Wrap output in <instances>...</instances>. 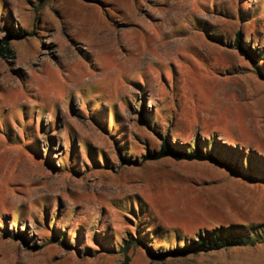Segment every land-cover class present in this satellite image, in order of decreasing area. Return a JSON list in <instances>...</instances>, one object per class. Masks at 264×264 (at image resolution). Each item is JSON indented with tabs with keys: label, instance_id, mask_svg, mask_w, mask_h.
<instances>
[{
	"label": "rangeland",
	"instance_id": "374dc122",
	"mask_svg": "<svg viewBox=\"0 0 264 264\" xmlns=\"http://www.w3.org/2000/svg\"><path fill=\"white\" fill-rule=\"evenodd\" d=\"M0 9V40L6 24L25 35L0 56V264H264V179L143 158L164 138L210 137L264 165V0ZM236 32L260 52V69L233 47ZM231 224L258 241L154 257ZM136 229L144 242L126 258L118 244Z\"/></svg>",
	"mask_w": 264,
	"mask_h": 264
},
{
	"label": "trees",
	"instance_id": "16d2710c",
	"mask_svg": "<svg viewBox=\"0 0 264 264\" xmlns=\"http://www.w3.org/2000/svg\"><path fill=\"white\" fill-rule=\"evenodd\" d=\"M4 27L6 33L0 40V56H13L10 40L24 38L25 35L8 24ZM233 47L253 67L261 68L263 57L258 49L243 42L240 32H236L234 35ZM261 75L264 77V73H261ZM86 152L89 153L88 148ZM245 153L237 146L232 147L231 145L222 144L216 138L209 137L207 140L196 138L192 144L183 145L172 143L169 139L164 138L157 150L148 151L143 158L150 160L171 157L176 160L208 161L218 165L233 177L251 181L264 179V165H262L261 160H256L251 152L246 156ZM259 157L261 158V156ZM104 162H106L105 159ZM137 206L140 207L139 203ZM134 233L136 237L129 235L127 232L126 234L129 236L122 238V243L118 244L120 253L124 254L126 258L129 257V251L139 247L145 239V236L139 234L137 229ZM255 234L256 231L242 225H219L207 229L203 233H197L194 238L184 241L182 245H175L164 252L156 253L154 257L163 260L167 257H184L189 254L210 252L233 246L254 245L259 239ZM18 235L21 236V234ZM60 235H62V238ZM54 238H60L62 244H66L64 234L55 232ZM113 248L106 247L110 251Z\"/></svg>",
	"mask_w": 264,
	"mask_h": 264
},
{
	"label": "bare ground",
	"instance_id": "6f19581e",
	"mask_svg": "<svg viewBox=\"0 0 264 264\" xmlns=\"http://www.w3.org/2000/svg\"><path fill=\"white\" fill-rule=\"evenodd\" d=\"M107 36H108L107 38H109V39L112 41V35H111V34H107ZM110 44H111V43H110ZM90 45H91V44H90ZM98 45H99V44H98ZM102 46L105 47L106 45H105V46L102 45ZM108 46H109V45H108ZM110 46H111V45H110ZM95 47H96V46H95ZM102 49H103V48H102ZM104 49H105V48H104ZM107 49H108V48H107ZM110 49H111V48H110ZM98 50H99V49H98ZM103 51H104V50H103ZM103 51H102V52H103ZM107 51H110V50H107ZM125 52H126V51H125ZM127 52H128V51H127ZM95 53H96V52H95ZM104 53H105V51H104ZM107 53H109V52H107ZM110 53H111V52H110ZM125 54H126V53H125ZM118 58H119V57H118ZM144 58H146V57H144ZM142 59H143V58H142ZM124 60H125V59H124ZM125 61H126V60H125ZM125 61H124V62H125ZM129 65H130V63H129ZM132 65H133V64H132ZM132 65H131V66H132ZM131 66H130V67H131ZM124 67H125V66H124ZM128 67H129V66H128ZM124 69H125V68H124ZM124 71H125V70H124Z\"/></svg>",
	"mask_w": 264,
	"mask_h": 264
}]
</instances>
